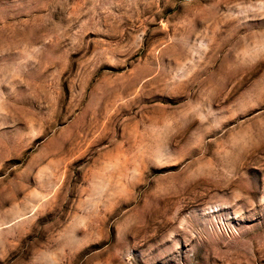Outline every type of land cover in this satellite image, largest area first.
I'll return each mask as SVG.
<instances>
[{"label":"rangeland","instance_id":"374dc122","mask_svg":"<svg viewBox=\"0 0 264 264\" xmlns=\"http://www.w3.org/2000/svg\"><path fill=\"white\" fill-rule=\"evenodd\" d=\"M264 264V0H0V264Z\"/></svg>","mask_w":264,"mask_h":264},{"label":"bare ground","instance_id":"6f19581e","mask_svg":"<svg viewBox=\"0 0 264 264\" xmlns=\"http://www.w3.org/2000/svg\"><path fill=\"white\" fill-rule=\"evenodd\" d=\"M92 258H93V256H91V257H88L85 261H84V263L83 264H89L90 263V261L92 260Z\"/></svg>","mask_w":264,"mask_h":264}]
</instances>
